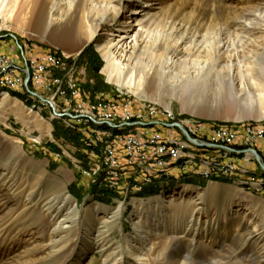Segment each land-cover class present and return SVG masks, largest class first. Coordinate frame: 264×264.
I'll list each match as a JSON object with an SVG mask.
<instances>
[{"label": "rangeland", "instance_id": "1", "mask_svg": "<svg viewBox=\"0 0 264 264\" xmlns=\"http://www.w3.org/2000/svg\"><path fill=\"white\" fill-rule=\"evenodd\" d=\"M121 1L125 7L119 0H75L77 6L67 27L73 35L64 47L50 38L49 33H38L29 24V8L33 0H14V6L7 7V16H0V52L21 55L22 58L31 49L55 52L67 58L65 68L57 73L63 79V86L66 87L70 79L77 86L76 94L67 91L63 98L56 94L59 80L52 83L53 90L47 93L29 88L39 96L24 89L14 90L21 93L14 95L11 93L13 90L5 89L8 87H0V93L5 91L9 94L11 105H17L24 112H0V164L8 161L11 166L18 164L20 189L26 188V194L33 191L34 201L37 199L41 205L51 198L61 201L60 195L65 193L76 200L82 211L94 202L109 207H115L119 202L125 204L119 221L111 226L104 225L107 217L101 213L86 215L83 211L69 230L58 231L51 213H47L44 221L39 217L40 205L34 210H25L23 202L27 196L24 194L17 199L15 213L8 211L7 206L0 209V264H144L141 261L137 263L129 248H135L136 253L144 255L148 264H264L263 191L253 189L239 179L214 178L207 181L175 176L161 186L146 188L158 190L156 194H140L144 190L117 194L100 187L78 170L77 159L87 162L82 137L88 126L80 124L77 130L70 127V122L73 115L90 112V107L100 101L120 104L121 108L131 107L123 111V115L126 111L132 112L124 116L125 119L113 123L103 121L102 125L107 127L120 124V120L131 122L140 119L150 124L151 121L137 117L144 115V109L152 106L172 111L178 122L224 126L237 133H243V129L250 125L264 126L263 114L255 111L259 108L260 94L264 93V73L261 71V66L264 69V31L258 25L251 36L256 42L248 47L243 42L244 38L249 39L248 35L230 37L240 50L234 63L243 66V73L248 66L250 77L243 73L245 79L235 76V73L232 77L227 65L224 66L225 60L221 59L218 69H214L211 75L200 76L196 73L205 63L206 68H211V55H205L203 51L198 57V49L210 47L215 38L211 8L216 0ZM142 4L150 10L146 17L138 16L142 24L136 20L127 21L125 15L131 13L132 7ZM90 5L97 7L93 16L97 14L99 18L106 14V20L93 40L78 44L84 35L83 13ZM225 5L226 9L219 16L222 23L234 20V10L257 8L264 12V0H227ZM118 9L122 14L117 15ZM149 15L154 16L153 20ZM171 22L177 25L174 36L170 33ZM129 29H132L130 34L138 31V43L145 46L143 40L149 39L147 44L157 51L153 60L144 52L146 49L138 53L144 62L150 60L147 68L152 66L140 86L109 81L103 72L106 62L98 49L103 37H111L108 32L126 33ZM175 41H181V51L174 55L172 62H168L166 54ZM65 49L73 53L65 54ZM145 69L137 67L138 76H142ZM46 127L49 131L45 130ZM156 130L161 132L158 126L151 125L144 133ZM183 139L187 140V136ZM5 148L9 151L3 154ZM263 169L259 168V171L263 172ZM212 188L218 191L211 202L204 198L196 204L197 201L192 200L207 194ZM0 194L7 193L3 190ZM170 194L176 196V202L186 205L189 201L193 208H200L191 225L185 212L179 216L167 212L166 206L170 201L156 215L147 209L140 212L131 202L132 199L147 200ZM224 208L229 215L225 213L224 216ZM137 220L142 225L139 232L134 224ZM254 225L257 226L255 231L252 229ZM62 235L65 237L63 240L60 239ZM99 240L107 246L105 250L95 248Z\"/></svg>", "mask_w": 264, "mask_h": 264}, {"label": "bare ground", "instance_id": "2", "mask_svg": "<svg viewBox=\"0 0 264 264\" xmlns=\"http://www.w3.org/2000/svg\"><path fill=\"white\" fill-rule=\"evenodd\" d=\"M147 1L150 0H145V3H147ZM13 2L14 0H0V16H4V17L7 16V12L9 11L7 10V7L9 5L14 6ZM215 2L216 3L213 4L212 8L210 7L212 13L211 23L212 25H214L215 27L214 29H216L215 38L210 42V47H207L202 50L198 49L199 50L198 57L201 56V53L203 51L206 52L205 55L207 54L211 55V57H209L211 60V68H206L207 64L205 63L203 67L199 68V71L196 73V75L197 74L200 76L206 75L208 77L209 75H211L214 69H218V65L221 63V61L225 60L224 66L227 65L226 67L229 73L232 74V77L234 75L233 73H235V76L237 75L240 76L241 79H245V77H250V75L252 74L248 66L245 67L247 69L243 73L242 72L244 71L243 66L239 65V63H234V59L237 57L238 52L240 50L236 48L234 43L231 42L230 37L232 35H235V37L240 38L242 37V35H244L243 37L248 35L249 39L244 38L243 41L246 44L245 47L250 46L251 43H255L256 42L255 39L252 38L251 36L255 34V29L258 26L261 31H264V12H261L257 8L242 9L240 11L234 10L233 11L235 15L234 20L222 23L220 20L221 18L219 19V16H221L220 14H222L223 10L226 9L225 3H227V0H216ZM119 3L122 6H124L123 1L119 0ZM144 5L145 4L138 6L136 5L135 7H132L131 13L129 15H125L126 20L127 21L136 20L139 22V25H141L142 21H140L138 16L146 17L150 13V10H147V8H145ZM76 6L77 3L75 2V0H33L31 8H29L30 9L29 10L30 18L28 19L29 24L30 25L32 24L33 29L38 33L44 35H47V33H49L50 38L54 39L58 45L64 47L69 41V37L73 35V31L68 29L67 27L70 23L71 16L75 11ZM90 6L91 7L87 8L83 13L84 35L82 36V38H80L77 41L78 44L90 42L91 40H93L97 35L100 26L106 20L105 13H104L105 15H102L99 18H97V14L93 16V10H95L97 7H95V5L94 6L90 5ZM121 9H118L117 15L122 14ZM11 12L13 13V9ZM100 14L102 13L100 12ZM153 15H149V19L153 20L154 17ZM127 21H123V22L127 23ZM52 26H56V28L55 29L53 28L52 30ZM169 28H171L170 33L173 36L174 34H177L176 24L171 22ZM179 28H182V26H179ZM131 30L132 29H129L126 33L108 32L107 34L110 35L111 37L110 38H108L107 36L103 37L101 43H99L98 45V49L100 50L106 62L103 68V72L105 73L109 81L116 80L121 84L126 83L128 85L140 86L147 79L146 75L152 68L151 65H149V68H147L148 67L147 62L149 63L150 60H153L152 58L156 56L157 51H155V49H153L152 47H149L150 45L147 44L150 42L149 39L143 40V42H145V46H143L141 43H138L136 39V34L138 33V31H136L134 34H130ZM180 43L181 41L174 42L172 49L166 54V61L172 62L174 55H178L180 53L181 51L179 48ZM142 49L147 50L144 51L147 52V56L150 58V60L147 62H144V59H142L141 55L138 54L139 52L141 53L143 52ZM64 51L65 54L73 53L71 50L65 49ZM4 53L10 55L11 57H15L14 55H17V54H9L7 52ZM28 53L29 54L23 55L24 56L23 64H25V66L27 67L26 84H17V82H6L5 85H3L2 87L18 88L21 90L24 89L26 91L31 92V94H35V92L30 90L28 87L29 84H32L33 86V81H35V74H33L35 53L34 52H28ZM47 63H54V56H47ZM137 67L138 69L140 67L146 68L145 70H143L145 71V73L142 76L140 75L138 76V74L136 73ZM261 69L263 74L264 69L262 66ZM35 73H37V75H44V64L35 65ZM242 73L245 77L242 75ZM50 90L51 88H44L43 92L45 91V93H47V91ZM260 96L261 97L259 100V108L258 110L255 111L262 113L264 116V93H261ZM90 108L91 111L87 112L86 115H89L92 118H96L101 121H108L111 123L117 121L119 122L118 119L121 120L125 119L124 116H129L132 113L131 110H129L130 112L126 111L125 112L126 114L124 115L109 114L106 113L105 108H99L98 104H93ZM1 111L2 112L10 111L15 114L24 113L23 109H19L17 105L15 106L11 105V99L9 97V94L5 91L0 93V112ZM168 113L170 120H176L177 123L187 122V121L178 122L174 113L172 111L170 112V110L168 109H163V111H157V119H168ZM55 114L60 115L57 112H55ZM139 117H144V115ZM121 120L120 122H123ZM189 122L194 123L195 125H205L200 122H192V121ZM102 124L103 122L91 123L90 132L95 133V135L109 136L110 139L112 140H140V147H145L146 152H153L155 151V149H169V150L159 151V158H170V153L177 154L178 163L180 165L164 164L163 166H156V162L153 159L136 158L135 166H140L143 170H156V173L160 175L158 176V181L148 182L147 174L133 173V171H124V164L114 163V164L104 165L105 152H99V150H97L96 147H94L93 135L88 133L87 130H85V134L82 137V142H83V150L86 154L85 158L87 162L82 163L81 160L77 159V161H79L78 170L83 172L84 176H87L93 182L106 181L107 184H118L120 183V176H121V181H130L133 182L136 186H138V187H127V189H124V194H130L135 192H141L145 190L147 187L149 186L151 187V185L157 184V186H161L166 180H171L173 178L167 176H171L172 174H174V172L176 173L198 172L199 176L202 177L204 180H212L214 178L216 179L226 178V179H235V180L239 179V181H241L243 184L248 185L253 189L264 191V169L263 172H260L259 169L250 170L249 172L247 168H243L240 166V167H234V174H231L229 172L219 171L220 163H215L225 160L255 161V154L251 150L234 149L228 147V145H210V144L201 145L200 143H195V141H188V139L185 140L183 139L184 138L183 136H176V143L169 144V141H166V136H161V132H159L158 130L153 131V133L150 134L154 138H159V140H153L152 144H150V139L140 138V134L144 133V130H147V128H150L151 125L153 126L154 124L129 122L120 126L114 124L113 127H107L106 125H102ZM70 125H71L70 127H72L73 129L75 128L77 130L80 129L79 127L80 123H78L77 121H73V119L71 120ZM206 126H211V125H206ZM45 130L49 131V128L46 127ZM224 132L237 133V131L232 130V128L229 129L225 127H224ZM202 135H207L208 140L205 137L204 138L206 140H203V138L202 139L200 138V140L202 141L211 140L212 129H205L202 133H200V137ZM234 143L240 145V141L238 140V137H231V144ZM182 147H188V149L182 150ZM204 149H206V151L203 152ZM216 150L218 151L216 152ZM7 151L9 150L5 148L3 150V154H6ZM107 151H114V144H107ZM209 151H213V152H209ZM203 154H210V155L203 156ZM260 160L264 161L261 159V156H260ZM181 165H190L193 168H200L201 170H205V171H197V169H185V171H181ZM262 167L264 168V166ZM19 180L20 178L18 176V164L15 163L14 166L13 165L11 166L9 161L4 165L0 164V192L5 190L7 193V194H0V198L1 196H3L2 199H4L3 202L2 200H0V209H4L7 206L9 208L8 211L15 213L18 206L17 199L21 198L25 194L27 196L26 200H24L23 202V207L25 208V210L26 211L31 209L34 210L36 206L38 207L40 205L39 207L41 208V210L38 213L39 217L44 221L48 217L47 213H51L53 219H55L57 222L56 230L58 231L69 230L75 218H79V216L83 211L86 215L92 213H101L103 217H107V219L103 221L104 225L111 226L112 223H116L117 221H119L120 217L122 216V212L125 208V204L123 202H119L118 205L115 207L103 206L101 204H98L97 202H94L92 205H90L89 207L85 208L82 211L79 208L76 200H74L69 193H65L63 195L61 194L62 195V196L60 195V198L62 199L61 201H56V198H51L49 201H47L46 203L43 202V204L41 205L37 199L34 201L33 194L35 193H33V191L29 190L30 192L26 194L27 192L26 188L20 189L21 182ZM105 189L110 190L112 192H117V194L119 193L118 188H108V189L105 188ZM217 191L218 190L216 188H212L208 191L207 194H203L196 198H192V200L194 202L197 201L196 204L200 203V200L204 198L211 202L214 199L215 193ZM175 197L176 196L174 194H170L166 197L160 196V197L150 198L147 200L132 199L131 202L134 204L135 208L138 209L140 212L147 209L153 215H156V213L163 210L165 204L170 201V204L166 206L167 212L168 213L170 212L172 215L175 216H179L180 214L185 212V214L188 215V217L190 218L188 220V224L191 225L194 219H196V215L200 208L199 207L193 208L189 201L188 203H186V205H183L184 203L178 201L176 202ZM12 202L15 203L13 204ZM10 204L12 205L9 206ZM223 211H225L224 216L229 213V211L227 212L225 208L223 209ZM176 218L177 217H174V219ZM16 219L17 217L14 218V220ZM134 224L136 231L139 232L140 229L142 228L140 221L139 220L134 221ZM163 225L164 223H162V226ZM238 225L240 224L238 223ZM256 228L257 226L254 225L252 229L254 230ZM63 238L65 237L62 235L60 239L63 240ZM101 243L102 242L100 240L97 241L95 248L99 250H105L107 246ZM129 252L136 258L137 263L141 261V263L148 264L147 258H145V256L142 254L136 253L135 248L133 249L131 248V250L129 248Z\"/></svg>", "mask_w": 264, "mask_h": 264}, {"label": "built area", "instance_id": "3", "mask_svg": "<svg viewBox=\"0 0 264 264\" xmlns=\"http://www.w3.org/2000/svg\"><path fill=\"white\" fill-rule=\"evenodd\" d=\"M32 51L33 50L31 49L30 52ZM33 52H35L33 72V74H35V81H33V86H28L30 89L33 87L36 90L39 89V92H43L44 88H51V90H53L52 83L59 80V87L56 94L60 95L62 98L66 96L67 91H71L73 94H76L77 86L74 82H72V79L68 81V84L65 87L63 86V79L57 75L59 70L65 68L67 58L48 50ZM14 56L15 57H11L4 52H0V87L5 85L6 82L26 84L27 67L25 64H23V58L21 55ZM47 56H54V63H47ZM37 64H44V75H37V73H35V65ZM35 94L39 95L37 92H35ZM96 104L99 105V108H105L106 113L109 114H123L124 110L131 108L129 106L121 108L122 106L120 107V104L116 105L113 102L107 103L106 101H100ZM157 111H163V109L157 107H148L144 109V117L137 118L147 119V121L149 120L152 122L150 124L158 126L161 129V136H166V141H169V144L176 143V136L185 137L186 135L188 141H195V143H200L201 145H228L230 148H240L254 152L255 161L225 160L215 162L220 163L219 171H225L234 174V167L262 166V163L264 164V161H261L257 157V154L260 155V150H264V144H262L264 143V126H248L243 129V133L224 132V126L195 125L189 121L185 123H177L176 120L169 119V113L168 119H157ZM73 121H77L80 124L88 126L86 130L88 133L93 135L94 147H96L99 152H105L104 165L114 163L124 164V171H133V173L147 174L148 182L158 181V176L160 175L156 173V170H143L140 166H135L136 158L153 159L156 162V166H163L164 164L180 165L178 163L177 154L170 153V158H159V151L169 149H155L153 152H146L145 147H140V140H112L109 136L95 135V133L90 132V124L97 123L98 119L92 118L91 116L86 115V113L82 115H73ZM131 122L146 123V121L140 119ZM126 123H129V121L120 122V124L116 125L120 126ZM205 129H212V139L209 141L200 140V133H202ZM231 137L240 138V145H231ZM140 138L150 139V144H152L153 140H159V138L152 137L149 132L141 133ZM107 144H114V151H107ZM183 149H188V147H182V150ZM209 155L210 154H203V156ZM185 169H197V171H205L201 170L200 168H193L190 165H181V171H185ZM81 173L84 175L83 172ZM173 176H177V174H172L171 176L167 177ZM96 184L107 189L118 188L119 194H124V189H127V187H138L133 182L121 181V176L120 183L118 184H107L106 181L96 182Z\"/></svg>", "mask_w": 264, "mask_h": 264}, {"label": "trees", "instance_id": "4", "mask_svg": "<svg viewBox=\"0 0 264 264\" xmlns=\"http://www.w3.org/2000/svg\"><path fill=\"white\" fill-rule=\"evenodd\" d=\"M96 70H98V66H95L94 67ZM5 89H7V90H13V91H11V93H13L14 95H20L21 93H19V92H17V91H14V90H19V89H17V88H10V89H8V88H5ZM207 125H209V124H207ZM154 126V125H153ZM250 126H254V125H250ZM84 134H85V130H84ZM83 134V135H84ZM64 135H67V132H64ZM70 135V134H69ZM77 136V135H76ZM203 136V137H202ZM200 138L202 139L203 138V140H208V136L207 135H202ZM206 139H205V138ZM264 144V143H263ZM231 145H238V144H236V143H234V144H231ZM264 148V147H263ZM211 149V148H210ZM209 149V150H210ZM234 149H240V148H234ZM204 151H206V149H204L203 150V152ZM264 150H262V151H260V154L262 155V157H263V159H264V152H263ZM190 181L191 182H193V180H191L190 179ZM157 186V184H155V185H151V187H156ZM150 187V186H149ZM158 190H156V189H154V188H148V189H146V190H144L143 192H141L140 194H143V195H148V194H156V192H157Z\"/></svg>", "mask_w": 264, "mask_h": 264}, {"label": "crops", "instance_id": "5", "mask_svg": "<svg viewBox=\"0 0 264 264\" xmlns=\"http://www.w3.org/2000/svg\"><path fill=\"white\" fill-rule=\"evenodd\" d=\"M241 167H243V168H247V169H249V170H254V169H259V168H263L262 166H257L256 168H254L255 166H241ZM174 174H177V176H180V177H182V176H187V177H191V178H196V179H203L202 177H200L199 176V173L197 172V173H189V172H186V173H176V172H174ZM194 175V176H193ZM176 176V177H177ZM175 176H173V178H174ZM172 178V179H173ZM214 179H212V180H207V181H213ZM216 180H218V179H216Z\"/></svg>", "mask_w": 264, "mask_h": 264}, {"label": "water", "instance_id": "6", "mask_svg": "<svg viewBox=\"0 0 264 264\" xmlns=\"http://www.w3.org/2000/svg\"><path fill=\"white\" fill-rule=\"evenodd\" d=\"M257 157H258V159H260V155L259 154H257ZM262 166H264V164L262 163Z\"/></svg>", "mask_w": 264, "mask_h": 264}]
</instances>
